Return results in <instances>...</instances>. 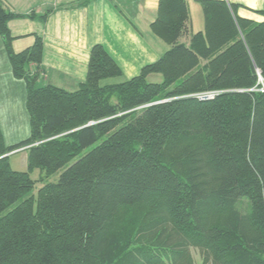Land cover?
Here are the masks:
<instances>
[{
    "label": "trees",
    "instance_id": "1",
    "mask_svg": "<svg viewBox=\"0 0 264 264\" xmlns=\"http://www.w3.org/2000/svg\"><path fill=\"white\" fill-rule=\"evenodd\" d=\"M199 3L204 28L188 44L186 1L159 0L149 28L168 47L160 59L105 84L121 70L94 46L72 93L36 84L27 67L42 60L41 39L12 51L16 15L0 3L30 125L12 146L0 130V264H192L193 248L202 264H264V21L223 0ZM209 91L220 95L192 97ZM21 148L27 172L8 160ZM35 170L62 174L34 196Z\"/></svg>",
    "mask_w": 264,
    "mask_h": 264
},
{
    "label": "crops",
    "instance_id": "2",
    "mask_svg": "<svg viewBox=\"0 0 264 264\" xmlns=\"http://www.w3.org/2000/svg\"><path fill=\"white\" fill-rule=\"evenodd\" d=\"M185 1L190 28L189 33L182 37V44H188L190 34L204 28L200 0ZM223 1L237 6L235 13L239 18L254 23L264 21V14H260L264 0ZM158 2L0 0L7 12L16 15L8 22V31L13 39L10 44L12 51L24 52L34 46L37 37L41 39L42 60L37 67L34 64L27 67L30 75L36 77V84L41 87L50 85L69 93L77 91L86 80L90 51L94 46H101L121 70V77L107 80L105 84L138 77L144 67L160 59L168 47L155 39L149 28L157 18ZM152 76L155 75L147 81ZM26 93L25 81L13 77L4 40L0 36V130L4 142L6 137H16L30 129L25 109Z\"/></svg>",
    "mask_w": 264,
    "mask_h": 264
},
{
    "label": "rangeland",
    "instance_id": "3",
    "mask_svg": "<svg viewBox=\"0 0 264 264\" xmlns=\"http://www.w3.org/2000/svg\"><path fill=\"white\" fill-rule=\"evenodd\" d=\"M158 79L161 80V78L159 76L155 75V76H152L151 79L148 82L151 83V84L152 83H157L156 81ZM113 102L115 103L116 99H113ZM29 131H30V129H28L27 133L19 134L16 137H6L5 136L6 137L5 138L6 144L8 146L10 144L14 145V144H17L19 141H23V140L27 139L28 135H29ZM92 148L93 147L88 148L85 151H83L71 164L75 163V161L78 160L79 158L85 156L86 153H88L89 151L92 150ZM26 155H27L26 150L18 151V153H12V154L9 155V159L8 160H9L10 167H11L12 171H15V172H18V171L19 172H27L26 171V169H27ZM61 174H62V171H60V172H58L56 174H53V176H51L50 178H45L43 175H41L39 170L33 171L30 174L31 179L34 182H36V185H35L34 190L32 192L33 195L36 196L37 195V191L39 189H41L43 187V185H45L47 183H51V184L56 183L58 178H59V176ZM18 204H19V202L13 204L12 207H10V209L16 207ZM4 213H6V212H4ZM4 213L1 214V215H4ZM190 255L192 257V264H202L200 254L198 253L197 249H195V248L191 249L190 250Z\"/></svg>",
    "mask_w": 264,
    "mask_h": 264
},
{
    "label": "built area",
    "instance_id": "4",
    "mask_svg": "<svg viewBox=\"0 0 264 264\" xmlns=\"http://www.w3.org/2000/svg\"><path fill=\"white\" fill-rule=\"evenodd\" d=\"M259 80H260V84H261L260 91L264 93V82H263V80H261V78ZM219 95H220L219 92L209 91V92H205V93H198L196 95H193L192 97L196 98L199 101L207 102L209 100H213L215 97H217ZM141 108H143V107H141ZM141 108H138L137 110H141ZM22 150H26L27 151V148L17 149V151H14L13 153H18V151H22Z\"/></svg>",
    "mask_w": 264,
    "mask_h": 264
}]
</instances>
